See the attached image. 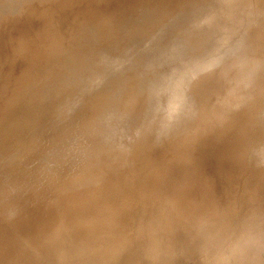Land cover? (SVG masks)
Masks as SVG:
<instances>
[{"label":"rangeland","instance_id":"obj_1","mask_svg":"<svg viewBox=\"0 0 264 264\" xmlns=\"http://www.w3.org/2000/svg\"><path fill=\"white\" fill-rule=\"evenodd\" d=\"M27 1L44 4L48 23L66 33L59 43L49 41L42 52L27 55L11 32L25 0H0V198H8V203L0 199V264H264V145L259 147L264 124L250 129L258 136L255 142L251 135L250 141L235 139L239 149L238 141L220 140L229 126L224 119L232 114V131L252 115L250 110L254 117L264 115V0ZM61 5L71 11L66 25L56 16ZM72 13L80 17L76 22ZM28 28L38 34L42 27L30 22ZM52 46L56 51L47 56ZM236 114L239 118L232 119ZM206 122L210 131L201 129ZM205 147H215L212 157L202 156ZM253 147L261 157L253 151L247 156L255 160L246 163V151ZM187 185L188 200L182 197ZM228 188L239 190L238 196ZM216 190L230 193V210L226 199L218 213L207 201L209 195L217 197ZM203 197L217 216L227 215V222L203 208ZM81 199L89 201L79 206ZM170 201L191 207L182 221ZM43 216L49 217L47 224ZM246 242L249 253L242 247Z\"/></svg>","mask_w":264,"mask_h":264},{"label":"bare ground","instance_id":"obj_2","mask_svg":"<svg viewBox=\"0 0 264 264\" xmlns=\"http://www.w3.org/2000/svg\"><path fill=\"white\" fill-rule=\"evenodd\" d=\"M38 1H39V0H38ZM38 1H37V2H38ZM44 3H45V2H44ZM26 4H27V6H26ZM47 4H48V3H47ZM49 4H51V3H49ZM51 5H52V4H51ZM147 5L150 6L148 3H147ZM24 6H25V9H22V10L20 11V13L22 12V14H21V19H19V20L15 23V25H14L12 31H11L13 35L19 36V37H17L16 40H20V42H21L20 44L25 46V48L23 49L24 52H25L27 55H28L30 52H32V53H39V52H42V51L44 50V46L47 45V43H48L49 41H55V42H58V43H59V39L62 38V37L64 36V34L66 33V30H65L64 28H63V29L59 28V29H61V30L64 31L63 33H61V32H59V31H57V30L55 29V27L52 25V23H48V20H50V21L52 22V19H47V18L45 17L46 15L43 14L42 10L45 8V5H44V4H41V3H40V4H39V3H38V4H36V3L29 4V2H28L27 0H25L23 7H24ZM263 7H264V6H263ZM47 8H48V7H47ZM127 8H128V7H127ZM146 8L148 9V7H146ZM146 8H145V12H147V9H146ZM54 9H56V8H54ZM55 11H56V13H57L56 16L59 17V20H61V21L63 22V24H65V23L68 21L69 17H70L69 15L71 14V11H70L67 7H65L64 5H61V8L58 9V10H55ZM56 16H55V17H56ZM73 16H74V20H73V21H75V22L77 21L76 19L80 18L79 16H76V15H74V14L72 13L71 18H72ZM55 17H54V19H55ZM49 18H50V17H49ZM71 18H70V19H71ZM81 18H83V20L85 19V17H81ZM55 20H56V19H55ZM30 22H33V23H39V27H42L41 30H39V33H38V34H35L34 32H32V31L29 30L28 26H29V23H30ZM53 22H55V21H53ZM57 22H58V21H57ZM57 22H56V23H57ZM59 22H60V21H59ZM75 22H74V23H75ZM67 23H68V22H67ZM69 23H70V24L72 23V19H71V21H70ZM70 24H67V25H70ZM60 25H61V24H60ZM65 25H66V24H65ZM72 27H73V26H72ZM59 29H58V30H59ZM82 30H83V29H82ZM74 32L76 33V31H74ZM78 32H81L82 34H84V32H82V31H78ZM79 35H80V34H79ZM75 37H76V36H74V38H75ZM78 37H82V36H78ZM68 40H69V39H68ZM72 40H73V39H72ZM69 41H70V40H69ZM69 41H68V42H69ZM70 42H71V43H70ZM70 42L67 43V44H70V45H71V44H74V41H73V42L70 41ZM58 43H56V44H58ZM211 49H212V48H211ZM52 51H56V49H55L54 46H52V47L50 48L49 54H46V53H45V54H46L47 56H48V55L50 56V52H52ZM218 96H219V95H218ZM225 97L228 98V96H225ZM225 97H224V98H225ZM217 98H219V97H217ZM229 98H232V97H229ZM229 98H228V99H229ZM222 99H223V97L221 96V100H220V101H222ZM225 99H226V98H225ZM228 99L226 100L227 103L229 102ZM224 101H225V100H224ZM226 102H222V104H223V103L226 104ZM225 104H224V105H225ZM211 110H213V109H211ZM237 110H238V109H237ZM257 110H258V108H257ZM260 110H263V111H264L263 107H262V109H260ZM213 111H214V110H213ZM250 111H251L252 115H251L250 117H248V116L246 115V114H247V113H246L245 115H246L248 118H247L246 116H245L246 120H245V118H243V120H245V121L242 122L241 126H238V127H237L238 129H237L236 126H235L236 131H234V130L232 131V129H234V125H233L234 120H233V121H232V120L230 121V119H231L230 117H232L233 114H232L231 116H229L230 119H229V118L224 119L225 123L229 124V126H228V128H226L227 131L225 130L223 136L220 138L221 143H223V142H222V139L224 140V143H225V144H226V142H230V141H231V142L234 141L233 143H235L236 141L240 140L241 137H243L244 140H245L246 138H248V137L251 135V132H250V131L253 130L254 127H256L257 124H260V123L264 124V115H263V114H261V113H257L258 115L260 114V116H255V117H254L253 112H252L253 110H250ZM254 111H256V109H255ZM258 111H259V110H258ZM237 112H239L238 114L241 113L239 110H238ZM242 112H243V110H242ZM246 112H247V111H246ZM210 113H211V111H210ZM223 113H225V112H223ZM223 113H222V114H223ZM236 115H237V114H236ZM255 115H256V114H255ZM236 117L239 118L238 115H237V116H234L232 119H234V118H236ZM242 117H244V116H242ZM225 118H226V117H225ZM237 118H236V119H237ZM240 118H241V115H240ZM241 119H242V118H241ZM232 122H233V123H232ZM206 123H207V124H205V125H207V127H208V124H209V123H208V122H206ZM231 124L233 125V128L231 127ZM262 124H261V125H262ZM201 126H202V125H201ZM197 127L200 129V126H197ZM197 127H196V128H197ZM204 127H205V126H204ZM204 127H201V129H202V130H207V131L209 130V127H208V128L206 127L207 129H206V128L204 129ZM229 127H231L232 129L230 128L231 130H228ZM239 127H240V128H239ZM258 127H259V126H258ZM261 128H262V126L259 127L260 130H261ZM250 129H251V130H250ZM209 131H210V130H209ZM228 131H229V132L232 131V132L229 133ZM152 134H154V133H152ZM155 135L157 136V134H155ZM155 135L153 136V138L156 137ZM227 135H229V136H228L229 138L227 137ZM224 136H226V138H225ZM251 136H252V135H251ZM259 136L261 137V135H259ZM238 137H239V139L235 141V139H237ZM252 137H254V139H252L251 137H250V138L252 139V141L254 140V142H255V138H257L258 136L255 135V136H252ZM262 138H264V137H262ZM248 139H249V138H248ZM259 139H260V138L256 139V140H258L257 143L260 142ZM220 140H219V141H220ZM244 140H242V142H241V144H243V145L245 144V143H243ZM186 141H187V140H186ZM219 141H218V143H219ZM240 141H241V140H240ZM240 141H238V143H236V146H238V149L240 148L239 145H238V144L240 143ZM246 141H247V140H246ZM246 141H245V142H246ZM249 141H250V139H249ZM252 141H251V142H252ZM261 141L264 143V140L261 139ZM174 142H175V141H174ZM177 142H178V141H177ZM177 142H175V143H177ZM262 142H261V143H262ZM147 143H148V141H147ZM249 143H250V142H249ZM252 143H253V142H252ZM257 143H254V144L257 145ZM178 144H180V143H178ZM172 145H173V144H172ZM222 145H223V144H222ZM243 145H240V146L243 147ZM246 145H247V144H245L243 148H245ZM252 145H253V144H252ZM256 145H254V147H255ZM260 145L263 146L264 144H259V147H260ZM175 146H178V145H175ZM181 146H182V145H181ZM184 146H186V145H184ZM217 146H219V145H217ZM220 146H221V145H220ZM249 146H250V144H249ZM178 147H179V146H178ZM178 147H177V148H178ZM251 147H252V146H251ZM254 147L251 148L252 150H250V151H246V150H245V151L247 152V153L245 152V153H246V156H247V154H248L249 157H253V156H255V157L257 156V157H259V153H258V151H259L260 149L258 148L259 150L256 149V150H258V151H255V150H253ZM257 147H258V146H257ZM257 147H256V148H257ZM214 148H215V147H214ZM214 148H213V149H214ZM220 148H221V147H220ZM243 148H242V150H243ZM261 148H262V147H261ZM198 149H199V148H198ZM203 149H204V151H202L201 154H202V153H204V154H203L202 156H204V155H209V154H210V156L212 157V154H211V153L213 152V149H212V148H211L212 151H211V149H209V147H205V148H203ZM245 149H248V150H249V148H247V147H246ZM175 150H176V149H175ZM175 150H174V152H175ZM178 150H179V149H178ZM180 150H181V149H180ZM180 150H179V152H180ZM236 150H237V149H236ZM242 150L240 149V151H242ZM200 151H201V150H200ZM253 151H255V154L258 153V155H255V154L253 155ZM261 151H262V150H261ZM261 151H260V152H261ZM164 152H165V151H164ZM176 152H177V151H176ZM235 152H236V151H235ZM235 152H234V153H235ZM237 152H238V150H237ZM242 152H244V150H243ZM242 152H238V153L241 154ZM248 152H249V153H248ZM262 152L264 153V147H263V151H262ZM262 152H261V153H262ZM177 153H178V152H177ZM205 153H207V154H205ZM219 153H220V152H219ZM221 153H222V152H221ZM251 153H252L253 156L250 155ZM201 154H200V155H201ZM217 154H218V153H217ZM243 154H244V153H243ZM183 155H184V154H183ZM220 155H221V154H220ZM223 155H224V154H223ZM233 155H234V154H233ZM241 155H242V154H241ZM241 155H240V156H241ZM261 155L264 156V154H261ZM261 155H260V157H261ZM185 156H186V155H185ZM213 156H214V155H213ZM231 156H232V154H231ZM181 157H182V156H181ZM183 157H184V156H183ZM205 157H206V156H205ZM211 157H210V158H211ZM229 157H230V156H229ZM235 157H236V156H235ZM242 157L244 158L245 155H244V156L242 155ZM247 157H248V156H247ZM247 157H246L245 160H244V159H242V160L246 161L247 159H250L249 157H248V158H247ZM260 157H259V158H260ZM193 158H194V157H193ZM193 158H192V159H193ZM196 158H198V157H196ZM213 158H214V157H213ZM240 158H241V157H240ZM259 158H258L257 160H259ZM262 158H263V157H262ZM186 160H187V159H186ZM186 160H185V161H186ZM234 160H235V159H234ZM234 160H233V161H234ZM242 160H240V163L242 162ZM254 160H255L254 158H253V160L250 159V162H251V161H254ZM202 161H203V160H202ZM227 161H228V160H227ZM235 161H236V160H235ZM244 161H243L242 163H245ZM248 161H249V160H248ZM191 162H192V161H191ZM218 162H219V161H218ZM175 163H176V162H175ZM187 163H188V162H187ZM193 163H194V162H193ZM220 163H222V161H221ZM242 163H241V164H242ZM246 163H247V161H246ZM186 165H187V164H186ZM235 165H236V164H235ZM244 165H245V164H243V166H244ZM246 165H248L247 167L249 168V162H248V164H246ZM246 165H245V167H246ZM178 166H179V165H178ZM180 166H181V165H180ZM171 168H173V167H171ZM226 168H227V166H226ZM180 169H181V168H180ZM180 169H179V170H180ZM260 169H261V168H260ZM263 169H264V168H263ZM263 169H262V170H263ZM216 170H217V169H216ZM238 170H239V169H238ZM169 171H170V170H169ZM171 171H173V169H171ZM209 171H210V170H209ZM254 171H255V170H254ZM216 172H217V171H216ZM225 172H226V171H225ZM240 172H242V171L240 170ZM248 172H249V171H248ZM260 172H261V171H260ZM168 173L170 174L171 172H168ZM187 173H188V172H187ZM187 173H186V174H187ZM255 173L259 174V173L256 172V171H255ZM172 174H173V172H172ZM248 174H249V173H248ZM257 174H254L253 176H255V175H257ZM190 175H191V174H190ZM208 175H209V174H207V176H208ZM212 175H213V174H212ZM230 175H231V174H230ZM181 176H182V175H181ZM195 176H196V175H195ZM185 177H187V175L184 176V178H185ZM188 177H189V176H188ZM255 177L257 178V176H255ZM174 178H175V177H174ZM174 178H173V179H174ZM179 178H180V177H179ZM191 178H192V177H191ZM39 179H40V181L43 180V179H41V178H39ZM171 179H172V178H171ZM227 179H228V178H227ZM165 180H166V179H165ZM197 180H198V179H197ZM207 180H208V179H207ZM224 180H225V179H224ZM102 181H103V180H102ZM203 181H204V180H203ZM203 181H202V182H203ZM205 181H206V180H205ZM210 181H211V180L209 179V183H212V182H210ZM230 181H231V180H230ZM230 181H228V182H230ZM235 181H236V180H235ZM253 181H254V180H253ZM99 182H100V181H99ZM168 182H169V181H168ZM194 182H196V181H194ZM199 182H200V179H199ZM199 182H197V183H199ZM202 182H201V183H202ZM213 182H214V181H213ZM231 182H233L232 184H235V185H236V183H234V180L231 181ZM231 182H230V183H231ZM41 183H42V182H41ZM170 183H171V182H170ZM201 183H200V184H201ZM230 183H229V185H230ZM185 184H187V183H185ZM223 184H225V183H223ZM232 184H231V185H232ZM155 185H156V184H155ZM191 185H193V183H191ZM191 185H190V186H191ZM197 185H198V184H197ZM204 185H205V184H204ZM206 185H208V183H207ZM231 185H230V186H231ZM165 186H166V185H165ZM182 186H183V185H182ZM187 186H188V185H187ZM194 186H195V185H194ZM202 186H203V185H202ZM208 186H209V185H208ZM208 186H206V187H207V188H210V186H209V187H208ZM227 186H228V185H227ZM25 187H26V186H25ZM152 187H153V186H152ZM206 187H204V188H206ZM219 187L221 188V185H220ZM223 187H224V186H223ZM234 187H235V186H234ZM234 187H233V188H234ZM22 188H23V187H22ZM191 188H193V187H191ZM199 188H200V187H199ZM236 188H237V187H236ZM42 189L44 190L45 187L42 188ZM47 189L50 190V187H49V188L47 187L46 190H47ZM106 189H107V188H106ZM106 189H104V192L106 191ZM120 189H121V188H120ZM194 189H196V188L194 187ZM212 189H214V192H215V189H217V188H216V187H213ZM21 190H24V188L21 189ZM49 190H47V191H49ZM100 190H103V188L100 189ZM156 190H157V189H156ZM198 190H199V189H198ZM206 190L210 191L209 189H205V191H203V192L206 193ZM225 190H226V189H225ZM229 190H230V189L228 188V191H229ZM232 190H233V189H232ZM262 190H263V187H262ZM171 191H172V190H171ZM191 191H192V190L189 188V186H188V188L183 189V193H184V195H182V197L184 196V198H185L186 200H188L189 198H191V197H190V195H192V194H190ZM193 191H194V190H193ZM216 191H217V190H216ZM218 191H219V190H218ZM218 191H217V193H218L219 195H218L217 193H215V195H216L217 197L214 196V198H213V196H211V197H212V200H210L211 198H209V197H210L209 193H211V192H208V195H209V196H207V198H208L207 201L209 200V201H211L212 203H214V205H213L211 202H209V204H212V207L215 206V207L217 208V213H218V210L220 211V209H224V207H223V208L221 207V206H222V203H223V205H225V201H224V199H226V198L228 197V194L230 195V193H228V192H227L228 194H226V193L224 192L226 195H225L224 193H223L224 195H221V193H219ZM221 191H223V190H221ZM221 191H220V192H221ZM233 191H234V190H233ZM236 191H237V190H236ZM24 192H25V191H24ZM24 192H21V193L23 194ZM43 192H44V191H43ZM101 192H102V191H101ZM123 192H124V191H123ZM196 192H197V189H196ZM196 192H194V193L196 194ZM203 192L201 193L202 195H206V194H207V193H206V194H203ZM212 192H213V191H212ZM230 192H232V191L230 190ZM237 192H239V190H238ZM237 192H236V193H235V192H232L233 194L235 193V194H234V197H235V195L238 196L239 193H237ZM263 192H264V191H263ZM152 193H153V192H152ZM167 193H168V192H167ZM169 193H170V192H169ZM169 193H168V194H169ZM183 193H182V194H183ZM97 194H98V192H97ZM102 194H103V192L101 193V195H102ZM107 194H108V193H107ZM161 194H162V193H161ZM163 194H164V193H163ZM195 194H194V195H195ZM212 194H213V193H212ZM212 194H211V195H212ZM263 194H264V193H263ZM74 195L76 196V194H74ZM103 195H104V194H103ZM154 195H155V194H154ZM170 195H171V194H170ZM194 195H193V196H194ZM213 195H214V194H213ZM231 195H232V194H231ZM105 196H106V195H105ZM107 196H108V195H107ZM132 196H134V195H132ZM136 196H137V195H136ZM139 196H140V195H139ZM159 196H160V195H159ZM165 196H166L165 198H169V197H170L169 195H168V197H167V195H165ZM171 196H173V194H172ZM178 196H179V195H178V193H177V196H176V197H178ZM180 196H181V195H180ZM1 197H2V196H1ZM3 197H4V196H3ZM72 197H73V196L71 195V198L69 197V198H67V199H70L69 201L71 202V199H73ZM92 197L95 199V196H92ZM92 197H91V198H92ZM98 197H99V196H98ZM98 197H97V198H98ZM114 197H115V196H114ZM176 197H174V198L176 199ZM205 197H206V196H205ZM229 197H230V196H229ZM234 197H233V198H234ZM259 197H260V196H259ZM4 198H5V197H4ZM18 198H19V197H18ZM20 198H21V197H20ZM20 198L17 199V200L19 201V202H17V203H19V205H20V203L22 202V199H21V201H20ZM25 198H26V196H25ZM64 198H65V197H64ZM74 198H75V197H74ZM89 198H90V197H89ZM91 198H90V200L93 199V198H92V199H91ZM131 198H132V197H131ZM138 198H139V197H138ZM157 198H158V197H157ZM157 198H156V199H157ZM161 198H163V197H161ZM161 198H160V199H161ZM165 198H164V199H165ZM170 198H171V197H170ZM184 198H183V199H184ZM194 198H195V196H194ZM194 198H193V199H194ZM220 198H221V199H220ZM0 199L3 200L2 198H0ZM7 199H8V198H6V200H7ZM61 199H62V198H61ZM76 199H77V198H76ZM78 199H80V198H78ZM94 199H93L92 201L86 200L85 202L89 201L88 203H90V202L93 203V207H94V204H95V202H93ZM152 199H153V198H152ZM154 199H155V198H154ZM164 199H162V200H164ZM172 199H173V198H172ZM181 199H182V198H181ZM191 199H192V198H191ZM195 199H196V198H195ZM195 199H194V200H195ZM203 199H205V200H202V202L204 201L203 204L201 203L202 206L204 205L203 208H204L205 205H206L205 208L208 207V210H207V211H210L209 209H211V208H210L209 206H207V205H209V204H207L208 202L206 201V198L203 197ZM214 199H216V200H214ZM228 199H229V198H228ZM6 200H3V201L6 202ZM65 200H66V199H65ZM65 200H62V202L65 201ZM134 200H135V199H134ZM176 200H178V198H177ZM3 201H2V202H3ZM23 201H24V200H23ZM66 201H67V200H66ZM66 201H65V203L68 204V202H66ZM72 201H73V200H72ZM82 201H83L82 199H81V201H77L78 204L80 203L79 206L82 205V203H83ZM95 201H96V199H95ZM97 201H98V200H97ZM100 201H101V200H100ZM100 201H99V202H100ZM172 201H173V200H172ZM190 201H191V200H190ZM205 201H206V202H205ZM226 201H227V199H226ZM229 201H230V199H229ZM229 201H227L226 203H229ZM260 201H261V200H260ZM2 202H1V203H2ZM85 202H84V203H85ZM155 202H157V201H155ZM155 202H154V203L152 202V203H153L154 205H156ZM161 202H162V201H161ZM163 202H164V201H163ZM163 202H162L161 204H163ZM165 202H166V201H165ZM178 202H179V200H178ZM184 202H185V200H184ZM187 202H188V201H187ZM200 202H201V201H200ZM1 203H0V204H1ZM6 203H8V202H6ZM6 203H4V205H5ZM56 203H57V204H56ZM58 203H59V202H57V200H56L55 203H54V205H55V204L58 205ZM84 203H83V204H84ZM96 203H97V202H96ZM106 203H107V199H106ZM166 203H167V202H166ZM170 203H171V201L169 202V204H170ZM173 203H174V205H175L176 202H173ZM180 203H181V202H180ZM191 203H192V202H191ZM193 203H195V202H193ZM243 203H244V202H243ZM72 204H73V203H72ZM100 204H101V203H100ZM146 204H147V203H146ZM167 204H168V203H167ZM184 204H185V203H184ZM186 204H187V203H186ZM188 204L190 205V203H188ZM199 204H200V203H199ZM199 204H198V206H199ZM231 204H232V202L230 201V203H229L230 208L228 207L227 209H229V210L231 209ZM2 205H3V204H2ZM4 205H3V206H4ZM6 205L8 206V204H6ZM6 205H5V206H6ZM21 205H22V203H21ZM21 205H20V206H21ZM59 205H60V203H59ZM59 205H58V206H59ZM62 205H63V204H62ZM86 205H87V204H86ZM88 205H90V204H88ZM103 205H104V204H103ZM170 205H173V204L171 203ZM174 205H173V206H174ZM193 205H194V204H193ZM233 205H234V204H233ZM236 205H238V204H236ZM236 205H235V206H236ZM63 206H64V205H63ZM65 206H67V205H65ZM79 206L77 205V206H75V207L73 206V207H71V208H75L74 210H76V209H77L76 207H79ZM98 206H99V204H98ZM104 206H106V205H104ZM151 206L155 208V206H153V205H151ZM183 206H184V205H183ZM183 206L180 205L179 203H178V206H177V207H176V205H175V207H176V212H177V214L179 215L178 217H179V219H181V221H182V219H184V217H186V216H185L186 213H184V211H185L186 209L189 208L188 205H187V208H186V209L184 208V207H186V205H185L184 207H183ZM210 206H211V205H210ZM227 206H228V205H227ZM227 206H225V209H226ZM1 207H2V206H1ZM96 207H97V206H96ZM99 207H100V206H99ZM128 207H129V205H128ZM144 207H145V206H144ZM194 207H196V206H193L192 208H194ZM220 207H221V208H220ZM240 207H241V206H240ZM2 208H3V207H2ZM2 208H1V209H2ZM7 208L9 209V207H7ZM58 208H62V206L60 205V207H58ZM58 208H55V209H58ZM65 208H68V207H65ZM65 208H63L62 210H65ZM71 208H68V209H71ZM82 208H83V207H82ZM102 208H103V207H102ZM104 208H105V207H104ZM129 208H130V207H129ZM142 208H143V207H142ZM148 208H149V207H148ZM170 208H171V206H170ZM190 208H191V207H190ZM190 208H189V209H190ZM216 208H215V209L212 208L215 212H213V213H212L211 211H210V212H211L212 214H215V213H216ZM232 208L235 210V207H232ZM8 209H6L7 212L9 211ZM49 209H50V208H49ZM55 209L53 208V210H52V209H51V210H52V211H55ZM95 209H96V208H95ZM165 209H166V208H165ZM171 209H172V208H171ZM171 209H170V212H171ZM212 209H211V210H212ZM240 209H241V208H240ZM71 210H72V209H71ZM100 210H101V209H100ZM138 210H140V208H139ZM146 210H147V209H146ZM149 210H150V209H149ZM168 210H169V208H168ZM197 210H198V209H197ZM199 210H201V209H199ZM203 210H204V209H202V211H203ZM48 211H49V210H48ZM52 211H51V212H52ZM66 211H67V210H66ZM96 211H97V210H96ZM129 211H130V210H129ZM144 211H145V209L143 210V212H144ZM147 211H148V210H147ZM156 211H157V210H156ZM2 212H3V210H2ZM4 212H5V210H4ZM10 212H11V210L9 211V213H10ZM51 212L49 211L50 214H49L48 212H47V213H48L49 215H51ZM69 212H70V211H69ZM74 212H75V211H74ZM74 212H73V213H74ZM98 212H99V211H98ZM138 212H139V211H138ZM152 212H153V211H152ZM154 212H155V211H154ZM168 212H169V211H168ZM176 212H175V214H176ZM188 212H190V211H188ZM194 212H195V211H194ZM226 212L229 213L230 211H227V210H226ZM226 212H225V213H226ZM231 212H232V211H231ZM9 213H8L7 215H9ZM52 213H53V212H52ZM60 213H63V211H61ZM65 213H66V212H65ZM101 213H102V212H101ZM133 213H134V212H133ZM171 213H172V212H171ZM201 213L203 214L204 211L201 212ZM201 213H200V215H202ZM217 213H216V217H217V218H218V217L221 218V219H219V220H223L224 217H225V220H226V218H227V217H226V216H227L226 214H228V213L225 214L226 216H224V214H223L222 216H219V215L217 216ZM221 213H223V211H222ZM221 213H220V215H221ZM235 213H236V212H235ZM53 214H54V213H53ZM53 214L51 215V217H50L49 215H48V216L52 219ZM67 214H68V218H69V215H70V214H69L68 212L66 213V215H65V214H64V215L67 217ZM97 214H98V213H97ZM102 214L104 215L105 213H102ZM139 214H141V212H139ZM139 214H138V215H139ZM147 214H148V213H147ZM151 214H152V213H151ZM163 214H164V212L162 213V215H163ZM168 214H169V213H168ZM175 214H174V215H175ZM177 214H176L175 216H177ZM187 214H188V213H187ZM207 214H209L210 217L212 216V214H210L209 212H208ZM207 214H206V215H207ZM230 214H231V213H230ZM230 214H228V215L231 216ZM46 215H47V214H46ZM64 215L62 214V219L60 218L61 216L59 217V218H60L59 220H61V222H63V220H64V218H63ZM94 215H95V214H94ZM129 215H130V214H129ZM129 215H127V216H129ZM132 215H133V214H132ZM143 215H144V213H143ZM162 215H160V217H162ZM164 215H167V213L164 214ZM189 215H190V214H189ZM200 215H199V216H200ZM232 215H233V214H232ZM10 216H11V214H10ZM70 216H71V215H70ZM100 216H101V215H99V217H100ZM134 216H136V215H134ZM144 216H145V215H144ZM199 216L197 215L196 218L199 217ZM203 216L205 217L204 214H203ZM207 216H208V215H207ZM223 216H224V217H223ZM233 216H234V215H233ZM49 217H48L47 219H49ZM83 217H84V216H83ZM129 217H131V215H130ZM129 217H126V219L129 218ZM147 217H148V216H147ZM158 217H159V216H158ZM164 217H165V216H163V218H164ZM167 217H169V219H170V218L172 217V214H171V217H170V216H167ZM187 217H188V216H187ZM194 217H195V216H194ZM212 217H213V216H212ZM43 218H44V216H43ZM45 218H46V217H45ZM45 218L42 219V220H45V221H46L47 219H45ZM70 218H71V217H70ZM87 218H88V217H87ZM105 218H106V217H105ZM105 218H104V219H105ZM136 218H137V217H136ZM136 218H135V219H136ZM150 218H151V217H150ZM154 218H155V217H154ZM172 218H173V217H172ZM176 218H177V217H176ZM188 218H189V217H188ZM188 218H186V219H187V221H186V222H187V223H186L187 226H188V224H190V223H191V225H192V222H193V219H191V218L188 219ZM202 218H203V217H202ZM205 218H208V217H205ZM123 219H124V218H123ZM123 219H122V220H123ZM131 219H132V217L129 219V221H130ZM160 219H161V218H160ZM166 219H167V218H166ZM174 219H175V217H174ZM186 219H185V220H186ZM200 219H201V217H200ZM59 220H58V221H59ZM67 220H68V219H67ZM115 220H116V219H115ZM124 220H125V219H124ZM124 220H123V222H124ZM127 220H128V219H127ZM132 220H133V219H132ZM146 220H147V219H146ZM163 220H165V218H164ZM194 220H195V218H194ZM202 220H203V219H202ZM205 220H206V219H205ZM219 220H217V222H218ZM225 220H223V221L225 222ZM47 221L49 222L50 220H47ZM47 221H46L45 224H47ZM65 221H66V218H65ZM65 221H64V222H65ZM83 221H84V220H83ZM87 221H88V220H87ZM149 221H152V220H149ZM159 221H160V220H159ZM176 221H177V219H176ZM196 221H197V219L194 221V223H195ZM198 221H200V220H198ZM209 221H210V218H209ZM215 221H216V220H215ZM228 221H229V220H228ZM40 222L42 223L41 219L39 220V223H40ZM50 222H53V219H52ZM84 222H85V221H84ZM92 222H93V221H92ZM130 222H132V221H130ZM140 222H141V221H140ZM140 222H139V223H140ZM167 222H168V221H167ZM171 222H172V221H171ZM171 222H170V223H171ZM220 222H221V221H220ZM224 222H223V223H224ZM226 222H227V220H226ZM41 223H40V224H41ZM87 223H88V222H87ZM124 223H125V222H124ZM143 223H145V222H143ZM157 223H158V222H157ZM160 223H161V222H160ZM160 223H159V224H160ZM163 223H164V225H165V222H164V221L162 222V225H163ZM205 223H206V222H205ZM228 223H229V222H228ZM228 223H224V225H226V224H228ZM230 223H231V222H230ZM42 224H43V223H42ZM48 224H49V223H48ZM53 224H57V223H53ZM89 224H90V223H89ZM127 224H128V222L126 221V225H127ZM130 224H131V223H130ZM140 224H141V223H140ZM151 224H152V223H150V226H151ZM219 224H221V223H219ZM50 225H52V223H51ZM123 225H124V224H123ZM133 225H134V224H133ZM147 225H148V224H147ZM160 225H161V224H160ZM160 225H158V227H159ZM166 225H167V227H169L167 223H166ZM170 225L172 226V225H173V222H172V224H170ZM191 225H190V226H191ZM206 225H209V223L207 222ZM214 225H215V224H214ZM214 225H213V226H214ZM217 225H218V223H217ZM217 225H216V226H217ZM131 226H132V224H131ZM136 226L138 227L139 225H136ZM192 226H193V225H192ZM192 226H191V228H192ZM204 226H205V225H204ZM210 226H211L210 229H212V225H210ZM216 226H214V228H215ZM226 226H227V225H226ZM226 226H225V228L227 229ZM46 227L48 228V227H50V226H46ZM90 227H91V226H90ZM101 227H102V226H101ZM103 227H104V226H103ZM103 227H102V228H103ZM123 227H124V226H123ZM156 227H157V226H156ZM162 227H163V226H162ZM165 227H166V226H165ZM167 227H166V228H167ZM185 227H186V226H185ZM217 227H218V226H217ZM220 227H221V226H220ZM94 228H95V227H94ZM98 228H99V227H98ZM124 228H125V227H124ZM130 228H131V227H130ZM143 228H145V227H143ZM151 228H152V227H151ZM154 228H155V226H154ZM172 228L174 229V228H176V227H172ZM181 228L183 229V227H181ZM201 228H202V226H201ZM205 228H206V227H205ZM214 228H213V230L215 231ZM218 228H219V227H218ZM218 228H217V229H218ZM91 229H92V228H91ZM104 229H105V227L103 228V230H104ZM106 229H107V228H106ZM106 229H105V230H106ZM120 229H121V228H120ZM122 229H123V228H122ZM125 229L127 230L128 227L125 228ZM140 229H142V228H139V230H140ZM148 229H149V228H148ZM155 229H156V228H155ZM173 229H172L171 231H173ZM186 229H187V228H186ZM188 229H190V227H189ZM210 229H209V230H210ZM217 229H216V231L219 232V230L223 229V227L220 228L219 230H217ZM52 230H53V229H52ZM109 230H110V228H109ZM126 230H125V231H126ZM134 230H136V229H134ZM152 230H153V229H152ZM158 230H159V229H158ZM160 230H161V229H160ZM160 230H159V231H160ZM201 230H202V229H201ZM203 230H204V229H203ZM207 230H208V229H207ZM207 230H206V231H207ZM213 230H210V231H213ZM223 230H225V229H223ZM223 230H221V232H222ZM55 231H56V230H55ZM59 231H60V230H59ZM92 231H93V230H92ZM92 231H91V232H92ZM96 231H97V230H96ZM101 231H102V230H101ZM127 231H129V229H128ZM130 231L132 232L133 229L130 230ZM150 231H151V230H150ZM150 231H149V232H150ZM154 231H155V230H154ZM164 231H165V230H164ZM169 231H170V230H169ZM174 231H176V230H174ZM195 231H197V230H195ZM214 231H213V232H214ZM85 232H86V231H85ZM99 232H100V230H99ZM105 232H106V231H105ZM118 232H121V231H118ZM122 232H123V231H122ZM139 232H141V231H139ZM145 232H146V230H145ZM167 232H168V231H167ZM213 232H212V233H213ZM52 233H53V232H52ZM56 233H58V232L56 231ZM70 233H71V232H70ZM70 233H69V234H70ZM93 233H94V232H93ZM102 233H104V231H103ZM102 233H100V234H102ZM124 233H125V232H124ZM132 233H133V232H132ZM141 233H142V232H141ZM150 233H151V232H150ZM156 233H157V232H156ZM165 233H166V232H165ZM165 233H162V234H164V235H163L164 237H165ZM168 233H169V232H168ZM168 233L166 234L167 236H168ZM174 233H175V232H174ZM202 233H203V232H202ZM202 233H201V234H202ZM219 233H220V232H219ZM226 233H227V232H226ZM47 234H48V233H47ZM50 234H51V233H50V231H49V234H48V235H50ZM54 234H55V232H54L53 234H51L52 237H54V236H57V237H58L57 234H55V235H54ZM58 234L60 235L61 233L59 232ZM87 234H88V233H87ZM95 234H96V233H95ZM118 234H119V233H118ZM122 234H123V233H121V235H122ZM126 234L129 235L130 233L128 234V232H126ZM136 234H138V233L136 232ZM139 234H140V233H139ZM139 234H138V235H139ZM203 234H205V233H203ZM209 234H211V232H210ZM213 234H215V232H214ZM213 234H211V235H213ZM217 234H218V233H217ZM53 235H54V236H53ZM92 235H93V234L91 233V236H89V237H92ZM116 235H117V234H116ZM119 235H120V234H119ZM138 235H137V236H138ZM155 235H156V234H155ZM159 235H160V234H159ZM171 235H172V234H171ZM188 235H189V234H188ZM206 235H207V234H206ZM220 235H221V234H220ZM60 236H61V235H60ZM124 236H126V235H124ZM139 236H140V235H139ZM161 236H162V235H161ZM204 236H205V235H204ZM204 236H203V237H204ZM218 236H219V235H218ZM37 237H38V236H37ZM37 237L34 236L35 239H36ZM47 237H48V236H47ZM50 237H51V236H50ZM101 237H102V236H101ZM113 237H114V236H113ZM130 237H132V236H130ZM155 237H156V236H155ZM173 237H175V236H173ZM185 237H186V236H185ZM201 237H202V236H201ZM205 237H207V236H205ZM39 238L42 239L40 236H39ZM117 238H118V237H117ZM119 238H120V237H119ZM125 238H127V237H125ZM125 238H122V239H125ZM157 238L159 239V237H156L155 239L157 240ZM160 238H162V237H160ZM30 239H31V238H30ZM35 239H34V240H35ZM50 239H51V238H50ZM68 239H69V238H68ZM88 239H89V238H88ZM98 239H99V237H98ZM98 239H97V240H98ZM101 239H102V238H101ZM112 239H113V238H112ZM112 239H111V240H112ZM171 239H172V238H171ZM175 239H176V238H175ZM36 240H37V243H38V238H37ZM36 240H35V242H36ZM80 240H81V239H80ZM84 240H85V238H84ZM92 240H93V239H92ZM99 240H100V239H99ZM108 240H110V239H108ZM111 240H110L109 244L111 243ZM114 240H115V239H114ZM211 240H212V239H211ZM32 241H33V238H32ZM32 241H31V242H32ZM82 241H83V240H82ZM153 241H155V240H153ZM173 241H174V240H173ZM39 242L41 243V240H40ZM89 242H90V241H89ZM99 242H100V241H99ZM155 242H156V241H155ZM165 242H166V241H165ZM170 242H171V241H170ZM197 242H198V241H197ZM33 243H34V242H33ZM33 243H32V244H33ZM86 243H87V241H86ZM105 243H107V242H105ZM114 243H115V242H114ZM136 243H137V242H136ZM158 243H159V242H158ZM214 243H215V242H214ZM41 244H42V243H41ZM83 244H84V243H83ZM83 244H82V245H83ZM89 244H90V243H89ZM111 244H112V243H111ZM155 244H156V243H155ZM173 244H174V242H173ZM195 244H196V243H195ZM36 245H37V244H36ZM156 245H157V244H156ZM158 245H159V244H158ZM186 245H187V244H186ZM197 245H198V244H197ZM201 245H202V244H201ZM34 246H35V245H34ZM78 246H79V245H78ZM102 246H104V244H103ZM111 246H112V245H111ZM113 246H114V245H113ZM181 246H182V245H181ZM184 246H185V244H184ZM248 246H249V244H248L247 242H246V244L243 243L242 247H244V249H245L246 251L244 252V249H243V248H241V249H242V251H243L244 253H249V250L247 249ZM106 247H107V246H106ZM128 247H129V246H128ZM156 247H157V246H156ZM178 247H179V246H178ZM178 247H177V248H178ZM189 247H190V246H189ZM191 247H193V246H191ZM29 248H30V247H29ZM81 248H82V246H81ZM157 248H158V247H157ZM164 248H165V247H164ZM164 248H163V249H164ZM179 248H180V247H179ZM38 249H39V248H38ZM68 249H69V248H68ZM77 249H79V248H77ZM111 249H112V248H111ZM121 249H122V248H121ZM165 249H166V248H165ZM186 249L188 250L187 246H186ZM81 250H82V249H81ZM106 250H107V249H106ZM108 250H109V249H108ZM122 250H123V249H122ZM122 250H121V251H122ZM136 250H137V248H136ZM257 250L259 251V249H257ZM68 251H69V250H68ZM62 252H63V251H62ZM65 252H66V251H65ZM77 252H78V250H77ZM77 252H76V253H77ZM109 252H110V250H109ZM115 252H116V250H115ZM188 252H189V250H188ZM253 252H254V251H253ZM255 252H256V254H257L256 249H255ZM255 252H254V253H255ZM106 253H107V252H106ZM111 253H114V252L111 251ZM190 253H191V252H190ZM132 254H133V253H132ZM30 255H31V254H30ZM59 255H60V254H59ZM78 255H79V252H78ZM78 255H77V256H78ZM82 255H83V254H82ZM109 255H110V254H109ZM127 255H128V254H127ZM157 255H158V254H157ZM177 255H178V254H177ZM253 255H254V254H253ZM257 255H258V254H257ZM60 256H61V255H60ZM260 256H261V255H258V257H256V258L254 257V258H255V259H258ZM47 257H48V256H47ZM50 257H51V256H50ZM79 257H80V256H79ZM83 257H86V256H83ZM88 257H89V256H88ZM98 257H99V255H98ZM129 257H130V256H129ZM32 258H33V257H31V259H32ZM143 258H144V257H143ZM153 258L155 259V257H153ZM157 258H158V256H157ZM36 259L38 260V258H36ZM48 259H49V258H48ZM81 259H82V258H81ZM259 259H260V258H259ZM41 260H42V259H41ZM43 260H44V258H43ZM55 260H56V259H55ZM128 260H129V259H128ZM133 260H134V259H133ZM45 261H47V258H45ZM78 261H79V260H78ZM81 261L84 262V260H81ZM86 261H87V259L85 260V262H86ZM113 261H114V260H113ZM115 261H117V260H115ZM157 261H158V260H157ZM43 262H44V261H43ZM66 262H67V261H66ZM110 262H111V261H110ZM250 262H251V261H250ZM35 263L38 264V263H40V261H39V262H35ZM120 263H121V262H120ZM169 263H170V262H169ZM41 264H42V263H41ZM48 264H49V263H48ZM58 264H59V263H58ZM107 264H108V262H107ZM109 264H110V263H109ZM141 264H142V263H141Z\"/></svg>","mask_w":264,"mask_h":264}]
</instances>
